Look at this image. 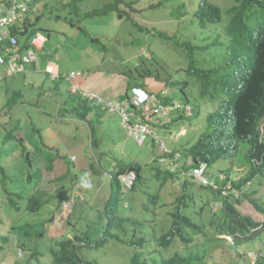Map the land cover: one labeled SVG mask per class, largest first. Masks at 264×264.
<instances>
[{"label": "rangeland", "instance_id": "obj_1", "mask_svg": "<svg viewBox=\"0 0 264 264\" xmlns=\"http://www.w3.org/2000/svg\"><path fill=\"white\" fill-rule=\"evenodd\" d=\"M119 1L117 4L115 0H34L40 18L30 29L34 36L41 34L46 39L44 49L36 51L38 58L41 57L43 64L46 62L45 67L50 73L80 72L72 84L60 79L50 81L44 73L38 82L24 75L14 82V77L6 76L0 65V74L6 76L0 80V165H5L4 172L0 167V219L4 223L0 232L4 236L15 234L14 240L3 244L0 264H56L52 255L56 243L71 238L77 245V236L85 243L81 255L93 264H164L171 257L184 258V264H254L255 253L264 250V231L237 246L224 240L214 241V251L215 246L211 248L210 242L217 239L218 222L211 225L206 216L211 215L210 207L213 214L219 213L222 203L217 201L212 205L213 200L209 201L211 198L200 192L202 188L196 180L188 179L187 189H184L186 180L180 174L161 186L154 170L159 169L162 174L166 171L156 162L157 147L148 142L137 145L125 134L117 113L110 112L97 101L84 102L70 93L74 83L84 92L115 102L119 96L114 99V93L125 88L122 75L132 83L142 75L146 81L142 85H146L149 93L168 89L170 99L181 103L187 101L197 108V113L191 116L180 110L184 118L176 119L178 121L170 126L178 138L174 139L170 131L165 134L162 128L157 129L169 149L184 155L209 129L208 114L219 104L206 99L204 82L197 72L209 64L204 60L209 53L204 51L219 34L220 23L207 20L202 25L198 19H193L191 7L198 5L200 0ZM212 2L223 10L234 3L233 0ZM167 35L173 36L172 40L183 47L166 40ZM57 62L62 66L61 71ZM90 71H94L91 78ZM149 74L153 79L150 80ZM85 75L89 77L88 83L80 85L78 81ZM216 89L217 86L209 87L208 91ZM76 104H90L86 106L90 112ZM218 121L220 119L216 118V125ZM183 129L185 134L179 136ZM229 155L210 165V180L211 176L216 177L222 170L230 169ZM71 156H74L72 161ZM238 162L237 167L233 163L232 170L237 172L233 173L234 180L248 173V165ZM130 164L143 166L142 178L134 191L123 193L124 203H118L117 212L120 211L119 216L127 215L131 223L125 224V229L112 231L126 243L111 236L104 245L91 247L90 244L103 235L106 209L110 208L107 203L117 192L115 183H111V173ZM172 168H180V162ZM41 174H45L46 183ZM41 188L50 194L49 198L42 197L51 200L50 203H45L36 212L27 211L24 207L30 193L38 197ZM242 190L235 195L240 199L235 208L256 221H264V213L258 212L244 195L253 198L264 210V172ZM183 192L191 196L187 198ZM18 193L22 196L21 211L10 204V199ZM150 193L158 194L162 204L154 219L151 211L145 208ZM78 196L84 199L78 200ZM183 198L188 202L186 209L193 218L191 221L200 222V230L203 228L204 234L209 232L211 237L204 240V237L195 236L188 242L176 237L169 247L168 244L160 245V236L171 225L169 212H173V205ZM69 201L73 202L71 213L68 212L70 209L64 208ZM26 221L31 223L21 227ZM204 221L206 225L203 226ZM25 230L31 234L45 232L43 237L34 240L38 248L34 255L19 249L24 247L28 236H22L19 242L20 234L17 233L24 234ZM192 232V228L188 229L186 237H192L189 236ZM226 238L231 240V236ZM195 243L200 244L197 247ZM239 253H248L250 260ZM135 255L137 261L133 260ZM195 255L203 256L202 260L195 259Z\"/></svg>", "mask_w": 264, "mask_h": 264}, {"label": "trees", "instance_id": "obj_2", "mask_svg": "<svg viewBox=\"0 0 264 264\" xmlns=\"http://www.w3.org/2000/svg\"><path fill=\"white\" fill-rule=\"evenodd\" d=\"M5 1L10 0H2V2ZM233 2L232 5L228 4L224 10L223 7L218 6L212 0H200L198 5L194 4L191 7L193 9V19H198L202 25L207 20L211 23L217 21L220 23L219 34L217 33L216 38L210 42L209 47L204 51V53H209L208 56H204L206 57L204 60L208 61L209 64L206 66V69L197 72L198 77L204 82L203 88L206 90V99L211 103L216 102L219 104V107L208 114L209 129L200 137L197 143L192 145L188 151L186 150L184 155L181 153V157L176 159L180 162V168H177L174 173L166 171L165 174H162L159 169L154 170L156 178L161 180V186L169 179L176 178L180 174L186 180L183 188L187 189L188 179L197 181L190 171L198 167L200 162L206 163L204 175H209L208 169L214 161L218 158L226 157L227 154H231L229 155L231 157L230 169L224 172L222 170L216 177L211 176V180H214L215 186L204 185L200 182L199 184L197 182L202 188L200 192L210 197L209 201L213 200L212 205L215 201H222V206L218 207L219 213L213 214L211 207H208L211 215H207L206 217H209V222L211 225L213 222H218L215 236L217 239L210 242L211 248L219 240H224L227 244L237 246L243 243L244 240L249 241L253 239V236L259 235L261 231H264V221H256L249 215L241 214L235 208V204L240 202V199L239 197L235 198L231 192L232 188H236L241 193L244 187L248 188L251 182L258 179L259 175L264 172V124L262 123L264 119V0H233ZM115 3L119 4L120 1L115 0ZM112 8L113 6L109 9L112 10ZM224 14H226V17ZM121 15L119 13V16ZM34 17L35 19L32 20L26 16L21 24L17 23L10 29L11 34L17 37L21 51L31 46V38L35 33L31 31L30 27L40 18L38 10L34 12ZM22 36H24V39L21 38ZM173 38V36L167 35L166 40H172ZM173 42L176 44L175 41ZM176 45L183 47L182 44ZM186 48L191 51L189 47ZM149 75L151 76V74ZM216 86V91H208L209 87ZM185 87L186 84L182 87L183 91ZM208 92L211 93L210 96H208ZM86 106L88 104L84 105L87 111ZM192 107V114L194 115L197 113V108L195 105H192ZM216 118L220 119L218 125L215 123ZM23 148L25 149V147ZM232 154L234 155L233 157ZM28 157L32 161L31 155H28ZM238 161L248 165V173L245 177L234 180L233 173L237 172L233 171L232 168L234 164V166H238V163H240ZM0 167L3 169L5 165L1 164ZM142 169L143 166L140 164H130L129 166L119 167L115 172L111 173V183H115L117 192L111 195L107 203V207L109 206L110 208L106 209V224L104 225L103 235L93 244H90L91 247L104 245L111 236L119 242L126 243L120 235L112 233L114 229H125V224L131 223L127 215L119 216L120 211L117 212V206L118 203H124L122 202L124 192L135 190L137 184L141 181ZM131 170L136 172V181L131 189H126L122 186L119 175ZM45 174H41L44 181ZM30 178L29 176L28 179ZM223 191L228 192L227 196L222 195ZM184 194L188 195L186 192H183L182 195ZM244 195L258 212L264 213L261 205L256 203L246 193ZM15 196L14 199H10V204L17 211H21L22 196L19 193L15 194ZM190 196L189 194L187 198ZM42 197L49 198L50 194L42 188L41 190L39 189L38 197L30 193L24 208L29 212H36L45 203H50L51 200L47 201L48 199L44 200ZM77 198L78 200L84 199V197L79 196ZM148 198L145 208L148 212L151 211L153 218L157 214V209L162 204H160L161 200H159L158 194L150 193ZM187 203L183 198L181 202L176 201L175 206L173 205V212H169V215L172 217L171 225H169L168 231L160 236V245L168 244L169 247L174 243L176 237H179L182 242L193 241L195 236H198L199 239H202V237L205 238L204 240L210 239L209 232L204 234L203 228L200 230L202 226L200 222L191 221L193 218L188 213L189 209H186ZM71 204L73 206V202ZM71 209L68 212L71 213ZM201 211H199V214H201ZM197 214L198 212H196ZM30 223L28 221L23 222L21 227H26ZM3 224V220L0 219V227ZM204 225H206L205 221ZM167 227V225L164 227L165 231ZM190 228H192L193 232L189 236L192 237L187 238L186 232ZM24 232V234H21V231H18L17 235L20 234L19 242L23 239L22 236L24 235L28 236V241L23 243L24 247L18 248L26 254L31 253V255H34L33 252L37 253L36 249H38L37 244H34V240L43 237L45 232L37 231L34 234H31L27 230ZM222 234H224L223 237H220ZM14 235L13 237L11 234L4 236L0 232V250L3 249L4 243L14 240ZM33 235L36 237H33ZM226 236H231V240L228 241ZM76 239H78L77 245L74 244L71 238L56 243L57 248L53 249L52 253L56 264H93L81 255L83 246L85 245L84 241L78 236ZM28 242H30L29 245H27ZM199 244L195 243L197 247ZM215 248L216 246L212 249L215 251ZM248 253H239V256L250 260ZM257 254L258 261L254 264H258L264 258V250H259ZM26 257L24 255V258ZM202 257L200 255L194 256L197 260H202ZM137 259L138 257L135 255L133 260L137 261ZM173 261L182 262L180 264L186 263L184 258L171 257L165 260L164 264H169Z\"/></svg>", "mask_w": 264, "mask_h": 264}, {"label": "built area", "instance_id": "obj_3", "mask_svg": "<svg viewBox=\"0 0 264 264\" xmlns=\"http://www.w3.org/2000/svg\"><path fill=\"white\" fill-rule=\"evenodd\" d=\"M37 11V6L33 3V0H10L2 2L0 0V65L5 66V73L8 76L26 72L27 68L37 60V53L35 47L40 48L45 42V37L41 34L33 36L31 38V46L26 50L21 51V46L15 35L11 34V28L15 24H21L25 17L30 18L34 12ZM78 74L70 73L66 76L69 80H73ZM51 78L59 77L58 74H50ZM1 78V74H0ZM73 92H78L84 98H98L96 94L88 93L80 90L75 85L71 89ZM155 97L148 93L146 89L139 85L131 87V98L129 100H123L122 102H106V106L111 112H119L122 118V126L125 127L128 136L136 139L138 143H142L146 135L149 133L148 126L141 122V118L151 120L156 125L161 122V119L169 120L170 111L172 108L179 107L178 103H175L172 107L163 103H153ZM129 103L134 108L139 110L142 108V117L136 116L133 121H130L129 113L124 111L126 104ZM139 115V114H138ZM156 142L159 144L160 149L166 150L164 143L156 138ZM168 151V150H167ZM179 153H175L174 157H161L160 161L171 171H175L172 166L177 165V158ZM74 156H71V160ZM206 168L205 163H201L199 168L193 169L194 175L197 179L203 183H208V178L204 176ZM136 174L134 171H129L126 174H120L119 180L126 189H131ZM69 204H66L67 208Z\"/></svg>", "mask_w": 264, "mask_h": 264}, {"label": "clouds", "instance_id": "obj_4", "mask_svg": "<svg viewBox=\"0 0 264 264\" xmlns=\"http://www.w3.org/2000/svg\"><path fill=\"white\" fill-rule=\"evenodd\" d=\"M34 1V0H33ZM38 10V9H37ZM34 15V14H33ZM46 40V39H45ZM36 48V47H35ZM35 51H36V49H35ZM37 53V52H36ZM37 59H38V54H37ZM37 61V60H36ZM28 69V68H27ZM27 71V70H26ZM25 73V72H24ZM19 74H22V73H19ZM50 72L48 73V75H49V77H50ZM54 74V73H53ZM70 73H68V74H58V76L59 77H56V78H51L52 80H54V79H59L60 77H61V79H65V80H67V81H73V80H75L78 76H80V74L81 73H75V74H78L73 80H69L66 76H68ZM15 75H18V74H15ZM6 76H8V75H6ZM5 76V77H6ZM5 77H1V78H5ZM0 78V79H1ZM135 85H139V84H135ZM166 85V84H165ZM73 86V85H72ZM132 86H134V85H132ZM131 86V87H132ZM139 86H141V85H139ZM77 87V86H76ZM131 87H130V94H131ZM141 87H143V86H141ZM78 88V87H77ZM144 89H146L145 87H143ZM72 87L69 89L70 90V93L71 94H73V95H76V96H79V97H81L82 99H85V100H87L89 103H91L92 101H97V103L99 104V105H105L106 106V102L107 101H105V100H103V99H101L100 97H99V99L98 98H93V99H89V98H84V97H82L78 92H73L72 90ZM81 90V89H80ZM147 90V89H146ZM83 91V90H82ZM169 90L167 89V90H163V89H161V90H159V91H157V93H155V94H153V93H150L151 95H153L154 97H155V99H154V101H153V103H163V104H165V105H168V106H173L175 103H178L179 104V107H177V108H172L171 109V111H170V113H171V115H170V118H169V120H164V119H161V122L159 123V124H156V125H154L152 122H151V120H147V119H144L143 117H142V112H143V110H142V108H140L139 110H137L136 108H134L132 105H130L131 106V108L133 109V111H132V113H130V112H128L129 114H131L130 115V121H133V120H135L134 118L136 117V116H141L142 118H141V122H144L147 126H148V129H149V133L146 135V138H145V140L142 142V143H138L137 141H136V139H134L133 137H130V136H128V134H127V132H126V129H125V127L124 126H122V118H121V115H120V113L119 112H115V113H117L119 116H120V121H121V126H122V129L124 130V132H125V134L128 136V137H130L131 139H133L135 142H136V144L137 145H139V146H142V145H144L145 143H147L148 142V145H150V144H153V145H155L156 147H157V151H158V155H157V164H158V167H160V168H162V169H164L165 171H168V172H170V173H174L175 171H171L168 167H166L164 164H162L161 163V161H160V158L161 157H171V155L173 154V156L172 157H174L175 156V153H179V158L181 157V152H179V151H177V150H171V149H169V147H167V145H166V143H165V141H164V139L161 137V136H159L158 135V128H162V129H164V126L165 125H168V124H174L176 121H178V120H176V119H182V118H184V116H183V114L181 113V111L180 110H183V112H188L189 114H190V116L192 115V113H193V111H192V109H193V107H192V105L189 103V102H185V103H181L180 101H177V100H173V99H170L169 98ZM149 93V92H148ZM93 94H95V93H93ZM130 98H131V96H130ZM79 104H76V107L78 106ZM89 105V104H88ZM93 106V105H92ZM106 108H108L107 106H106ZM110 111V110H109ZM87 113H89L90 111L89 110H87L86 111ZM111 112V111H110ZM139 114V115H138ZM83 117H85V113H83ZM264 120V119H263ZM262 120V121H263ZM161 129V130H162ZM170 131V134H172L173 135V138L174 139H176V138H178L177 137V133H175V132H173V131H171V130H169V129H167V132H169ZM185 129H183V131H182V134H180L179 136H183L184 134H185ZM168 134V133H167ZM156 138L157 139H159L161 142H163L164 143V146L166 147V150H162V149H160V146H159V144L156 142ZM168 150V151H167ZM201 163H204V162H200L199 163V166H200V164ZM206 164V163H205ZM199 166L198 167H196V168H199ZM195 169V168H194ZM193 170V169H192ZM190 171L191 172V174H193L194 175V173H193V171ZM205 170H206V168H205ZM131 171H134V170H131ZM129 172V171H128ZM135 172V171H134ZM127 173V172H126ZM126 173H121V174H126ZM135 174H136V172H135ZM195 176V175H194ZM205 177H209L208 175H204ZM137 177V176H136ZM195 178L197 179V177L195 176ZM135 181H136V179H135ZM135 181H134V183H135ZM197 181L198 182H200L201 184H204V185H212V186H215V182H214V180H209V178H208V183H203V182H201V181H199L198 179H197ZM122 184V183H121ZM134 185V184H133ZM123 186V185H122ZM124 187V186H123ZM125 188V187H124ZM231 192H232V194L234 195V197L236 198V193L238 192H240L238 189H236V188H232V190H231ZM230 192V193H231ZM227 194H228V192H226V191H223L222 192V195L223 196H227ZM71 202L72 201H69V202H67L66 204H69V206L66 208L65 207V205H64V203L62 204V205H64V208L65 209H71V207H72V204H71ZM215 202H217V201H215ZM214 202V203H215ZM221 203H222V201H220ZM221 207V206H220ZM226 237H228V236H226ZM250 253V252H249ZM256 255H255V257H256V262L258 261L257 259H258V254L257 253H255ZM258 264H264V258L261 260V262L259 261L258 262Z\"/></svg>", "mask_w": 264, "mask_h": 264}, {"label": "crops", "instance_id": "obj_5", "mask_svg": "<svg viewBox=\"0 0 264 264\" xmlns=\"http://www.w3.org/2000/svg\"><path fill=\"white\" fill-rule=\"evenodd\" d=\"M32 16H33V18L30 17V19L33 20V19H34V15H32ZM45 44H46V40H45V42L41 45L40 48H37V47L35 48L36 51L44 49ZM40 58H41V57H39V58L37 59V61H35L34 63H32V64L28 67V69H27V71H26L25 73L18 74V75H13V76H8V77H14V82H15V81H17V80L20 79L18 76H20V75H24V77H28V78H30L31 80H33L34 82H38V81L41 80V77H42V76H41V73H44V74L48 77V79H49L50 81H56V79L52 80V79L49 77V75H48L49 70H48L47 67H45L46 62H44V64H43V60H40ZM57 63H58V62H57ZM43 65H44V66H43ZM58 65H59V68H60V71H61V70H62V66H61V64H59V63H58ZM1 67L3 68V70H4V72H5V66L1 64ZM71 71H73V70H71ZM67 72H69V71H67ZM73 72H74V73H75V72H76V73H80V72H77L76 70L73 71ZM93 72H94V71H90V72H88V73L90 74V78H91V75L93 74ZM54 74H55V73H54ZM59 74L61 75V74H63V72H59ZM65 74H67V73H65ZM5 75H6V73H5ZM1 77H2V75H1ZM122 77H123L124 82H125V88H123V89L117 91L116 93H114V95H113L114 99L117 98V97L119 96V98L116 99L115 102H122L123 100H129V99H130V96H131V94H130V87H131L132 85L139 84V85H141V86H143V87L146 86V85H145V86L142 85V84H144V81H145V80H143L142 75H141L140 79L137 80L135 83H132V82H130L128 79H125L123 75H122ZM88 78H89V77H87V76L85 75L84 78H83L82 80L78 81L79 84H80V85L87 84V83H88V82H87ZM2 79H3V78H1L0 80H2ZM59 79L68 82L69 85L72 84V82H73V81L70 82V81H67V80H65V79H61V77H60ZM151 79H153V78L150 76V80H151ZM145 82H146V81H145ZM73 85H74V83H73ZM156 85H157V84H156ZM75 86H76V85H75ZM145 88H146V87H145ZM90 91H92V90H90ZM92 92H94V91H92ZM18 95H19V94H18ZM115 96H116V97H115ZM77 97H79V96H77ZM79 98L81 99V101H84V102L87 101V100H85V99H82L81 97H79ZM125 104H126V103H125ZM89 105H90V104H89ZM68 106H69V105H68ZM103 106L106 107L105 105H103ZM70 107H71V106H70ZM78 107H81L82 110H83V108H84V104H81V105L79 104ZM84 109H85V108H84ZM85 111H86V110H85ZM124 111H125L126 113H128V112L132 113L133 109L131 108V106H130L129 103L126 104V107L124 108ZM95 116H96V114H94V117H95ZM119 117H120V116H119ZM84 118L87 119L86 116H85ZM171 125H172V124H168V125H165V126H164V129H162V130L165 131V132H164L165 134L168 133V132H167V129L170 130V126H171ZM121 127H122V126H121ZM71 161H72V160H71Z\"/></svg>", "mask_w": 264, "mask_h": 264}]
</instances>
